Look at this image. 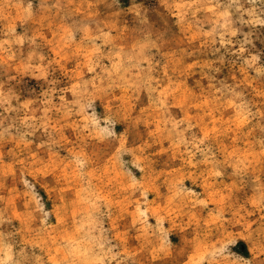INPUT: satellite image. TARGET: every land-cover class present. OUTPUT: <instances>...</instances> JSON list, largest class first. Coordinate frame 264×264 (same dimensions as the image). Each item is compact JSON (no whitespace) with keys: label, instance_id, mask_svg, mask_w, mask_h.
<instances>
[{"label":"rangeland","instance_id":"obj_1","mask_svg":"<svg viewBox=\"0 0 264 264\" xmlns=\"http://www.w3.org/2000/svg\"><path fill=\"white\" fill-rule=\"evenodd\" d=\"M0 264H264V0H0Z\"/></svg>","mask_w":264,"mask_h":264}]
</instances>
